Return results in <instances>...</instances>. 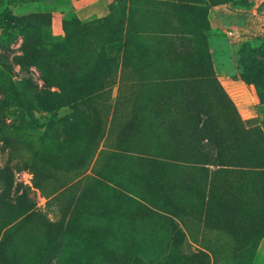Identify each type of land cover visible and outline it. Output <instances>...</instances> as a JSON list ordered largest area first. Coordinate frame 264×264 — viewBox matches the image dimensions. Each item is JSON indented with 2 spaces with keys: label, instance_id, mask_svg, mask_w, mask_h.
Masks as SVG:
<instances>
[{
  "label": "rangeland",
  "instance_id": "1",
  "mask_svg": "<svg viewBox=\"0 0 264 264\" xmlns=\"http://www.w3.org/2000/svg\"><path fill=\"white\" fill-rule=\"evenodd\" d=\"M77 1L0 0V264H264V0Z\"/></svg>",
  "mask_w": 264,
  "mask_h": 264
},
{
  "label": "crops",
  "instance_id": "2",
  "mask_svg": "<svg viewBox=\"0 0 264 264\" xmlns=\"http://www.w3.org/2000/svg\"><path fill=\"white\" fill-rule=\"evenodd\" d=\"M87 1V0H86ZM85 0H78L77 4L75 3L77 12L82 20H91L96 18L102 14V10L104 13L109 11V6L115 0H91V2L86 3Z\"/></svg>",
  "mask_w": 264,
  "mask_h": 264
},
{
  "label": "trees",
  "instance_id": "3",
  "mask_svg": "<svg viewBox=\"0 0 264 264\" xmlns=\"http://www.w3.org/2000/svg\"><path fill=\"white\" fill-rule=\"evenodd\" d=\"M94 22H95V20H92V21H88V22H82L79 25L89 26V25L93 24ZM36 54L39 57L50 56V53H48L45 50H37ZM0 62H3V55L2 54H0ZM78 63H79L78 61H76V60L74 61V65L77 66ZM78 73H80V72H78ZM89 88L90 87L88 85L78 83V84L73 85L71 90L74 92L76 99L81 100V99H84L86 97V95L89 93ZM48 94H50V93H48ZM6 241H7V239H5L3 242H6Z\"/></svg>",
  "mask_w": 264,
  "mask_h": 264
}]
</instances>
